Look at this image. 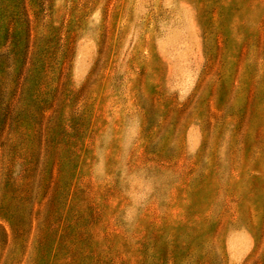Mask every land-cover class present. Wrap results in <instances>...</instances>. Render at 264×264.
Wrapping results in <instances>:
<instances>
[{
    "label": "rangeland",
    "instance_id": "rangeland-1",
    "mask_svg": "<svg viewBox=\"0 0 264 264\" xmlns=\"http://www.w3.org/2000/svg\"><path fill=\"white\" fill-rule=\"evenodd\" d=\"M0 264H264V0H0Z\"/></svg>",
    "mask_w": 264,
    "mask_h": 264
}]
</instances>
